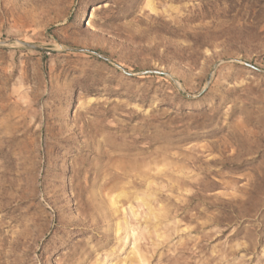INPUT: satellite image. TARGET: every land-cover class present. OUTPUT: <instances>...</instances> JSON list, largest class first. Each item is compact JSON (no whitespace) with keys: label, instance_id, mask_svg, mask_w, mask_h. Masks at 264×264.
<instances>
[{"label":"rangeland","instance_id":"rangeland-1","mask_svg":"<svg viewBox=\"0 0 264 264\" xmlns=\"http://www.w3.org/2000/svg\"><path fill=\"white\" fill-rule=\"evenodd\" d=\"M0 264H264V0H0Z\"/></svg>","mask_w":264,"mask_h":264},{"label":"water","instance_id":"water-1","mask_svg":"<svg viewBox=\"0 0 264 264\" xmlns=\"http://www.w3.org/2000/svg\"><path fill=\"white\" fill-rule=\"evenodd\" d=\"M148 73H158L157 71H147Z\"/></svg>","mask_w":264,"mask_h":264}]
</instances>
